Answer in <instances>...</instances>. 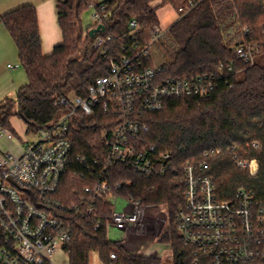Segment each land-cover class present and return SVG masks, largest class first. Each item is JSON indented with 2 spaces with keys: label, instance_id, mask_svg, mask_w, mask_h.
I'll list each match as a JSON object with an SVG mask.
<instances>
[{
  "label": "trees",
  "instance_id": "1",
  "mask_svg": "<svg viewBox=\"0 0 264 264\" xmlns=\"http://www.w3.org/2000/svg\"><path fill=\"white\" fill-rule=\"evenodd\" d=\"M102 2L108 14L102 34L113 36L103 49L93 46L90 34L84 36L89 26L83 15L97 0L58 2L63 41L49 54L43 52L34 4L0 15L28 77L16 96L0 100V126L13 129L11 118L16 114L29 131L48 126L67 109L55 103L58 98L72 91L85 96L97 77L108 74L112 62L122 54V46L131 42L130 22L135 19L140 26V43L149 44L153 28L160 26L159 8L169 4L179 17L152 45L146 63L164 65L165 75L216 74L217 87L204 96L170 98L161 110L147 112L149 129L142 133L140 147L155 145L158 151L172 153L179 165H207L205 172L214 176L223 199L233 198L239 187H245L264 203V0H202L190 11L188 0ZM244 42L253 47L252 63L237 56L236 48ZM109 120L102 112L89 116L78 109L69 130L76 155H93L103 149L101 132L112 125ZM213 148H221L222 153L206 155ZM237 159H256L258 169L250 173L237 165ZM177 176L174 170L164 176H146L129 164L117 163L110 168L108 180L112 186L120 184L122 196L166 206L168 225L159 243L171 246L174 264H194L193 253L181 242L176 227V214L186 201ZM84 184L79 179L67 184L68 196L75 198ZM99 208L105 215L112 211L105 201ZM92 215L70 217L69 264H90L93 251L103 264H164L162 257L135 252L120 240L110 239L105 225L95 228ZM113 251L114 260L110 257Z\"/></svg>",
  "mask_w": 264,
  "mask_h": 264
},
{
  "label": "built area",
  "instance_id": "2",
  "mask_svg": "<svg viewBox=\"0 0 264 264\" xmlns=\"http://www.w3.org/2000/svg\"><path fill=\"white\" fill-rule=\"evenodd\" d=\"M201 1L188 0L187 11ZM89 8L94 9L95 22L85 37L91 29L105 26L108 16L102 1ZM139 29L133 19L131 42L122 46L108 74L97 77L85 96L72 91L57 99L55 103L67 109L48 126L38 131L27 128L24 133L30 138L14 127L0 126V140L18 141L22 147L18 154L0 149V264H59L54 256L60 252L70 259L67 245L73 215L93 214L95 228L105 225L108 237L123 244L159 224L156 211L168 217L166 206L122 196L120 184H110L109 170L117 163L129 164L146 176H164L171 170L178 174L186 201L176 214V227L181 242L193 253L194 264H264V203L253 191L239 187L233 198L223 199L214 176L205 172L207 165H179L172 153L158 151L155 145L140 147L141 135L149 129L147 112L161 110L173 97L211 93L217 87V76L165 75L164 65L147 64L146 59L166 31L155 26L152 41L142 45L137 38ZM102 31L94 36L95 48L103 49L113 39ZM236 53L245 62L254 61L253 47L247 42L238 45ZM78 109L89 116L102 112L112 124L102 130L103 149L93 155H76L73 149L69 130ZM221 153V148H213L206 155ZM237 165L250 173L258 169L256 159H237ZM78 179L85 184L70 198L67 184ZM104 201L112 206L108 215L99 208ZM163 221L167 223L168 218ZM111 232L122 236L113 239ZM110 257L116 259V252Z\"/></svg>",
  "mask_w": 264,
  "mask_h": 264
},
{
  "label": "crops",
  "instance_id": "3",
  "mask_svg": "<svg viewBox=\"0 0 264 264\" xmlns=\"http://www.w3.org/2000/svg\"><path fill=\"white\" fill-rule=\"evenodd\" d=\"M60 0H0V15L24 4L37 7L45 54L63 41L58 21L57 4ZM18 47L3 23H0V100L6 96H16L17 90L26 84L28 77L20 64ZM12 65L13 67H10Z\"/></svg>",
  "mask_w": 264,
  "mask_h": 264
},
{
  "label": "rangeland",
  "instance_id": "4",
  "mask_svg": "<svg viewBox=\"0 0 264 264\" xmlns=\"http://www.w3.org/2000/svg\"><path fill=\"white\" fill-rule=\"evenodd\" d=\"M103 0H97V2H101ZM94 12L93 8H89L83 15V21L85 26H89L94 24V20L92 19V14ZM158 15L160 19V26L164 29V31H168L169 27L178 19V14L174 10V8L167 4L158 10ZM24 70V69H23ZM25 72V70H24ZM11 124L16 130L21 134V136H25L30 138L31 136L26 135L24 132L27 129L25 121L18 114L14 115L11 118ZM25 134V135H24ZM25 140V139H24ZM0 149L3 151H10L14 154H18L21 152L22 147L18 141H9L7 139L0 140ZM155 220H159V224L155 223L152 230L149 231L146 235L142 237L132 236L128 244H125L128 249L134 250L135 252L146 254V255H154L163 258L164 264H174V258L172 253V248L169 245L159 243V237L163 234L166 229L167 223L164 224V219L168 218L163 214V212H155L153 213ZM111 237L113 239H118L122 236L120 232H111ZM54 259L59 264H69V258L63 252L58 253L54 256ZM90 264H103L100 259L99 253L97 251H93L90 257Z\"/></svg>",
  "mask_w": 264,
  "mask_h": 264
},
{
  "label": "water",
  "instance_id": "5",
  "mask_svg": "<svg viewBox=\"0 0 264 264\" xmlns=\"http://www.w3.org/2000/svg\"><path fill=\"white\" fill-rule=\"evenodd\" d=\"M105 29V26L104 25H99L97 28H93V29H91L90 30V35L92 36V37H94L95 36V34L99 31V30H104Z\"/></svg>",
  "mask_w": 264,
  "mask_h": 264
}]
</instances>
